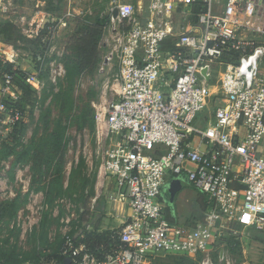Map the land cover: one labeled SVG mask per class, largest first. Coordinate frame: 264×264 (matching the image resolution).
<instances>
[{
	"label": "built area",
	"instance_id": "obj_1",
	"mask_svg": "<svg viewBox=\"0 0 264 264\" xmlns=\"http://www.w3.org/2000/svg\"><path fill=\"white\" fill-rule=\"evenodd\" d=\"M17 2L0 0V8ZM110 10L114 49L106 61L117 52V98L96 108L95 123L109 139L100 177L108 190L113 182L108 200L120 224L93 247L70 237L62 257L151 264L160 255H202V264H213L217 219L264 231V0H114ZM174 12L184 23L175 25ZM43 22V43L66 27ZM60 57L55 46L39 55L46 67L25 80L37 95L43 72L54 87L64 80ZM0 78V133L7 134L30 107L17 104L14 74ZM173 180H187L213 206L205 222L168 216L161 196Z\"/></svg>",
	"mask_w": 264,
	"mask_h": 264
},
{
	"label": "rangeland",
	"instance_id": "obj_2",
	"mask_svg": "<svg viewBox=\"0 0 264 264\" xmlns=\"http://www.w3.org/2000/svg\"><path fill=\"white\" fill-rule=\"evenodd\" d=\"M113 1L18 0L14 8H0V58L8 59L12 67L29 75L37 67H46V60L39 59V55L48 47L55 46L61 53L60 62L66 65L72 56L70 40L77 31V18L106 25L99 43L98 69L82 75L72 90L66 81L52 87L46 78L42 95L36 94L35 83L31 87L17 84L20 88L16 95L23 98L30 110L26 120L11 133H0V205L7 204L12 213L0 218V256L14 252L19 264H60L70 237L80 240L90 228L109 230L118 226L107 214L112 212L113 205L108 200L112 187L108 190L100 177L109 139L105 133L98 135L95 123L96 108L117 98V52L110 65L106 61L114 49L109 29ZM44 20H54L55 26L59 21L66 22L51 44L43 43L40 33L37 34ZM173 20L175 25L185 21L181 12H174ZM107 38L106 44L103 40ZM2 85L0 78V90ZM66 93L69 99L64 100ZM207 116L205 110L199 120ZM59 123L66 129L68 142L61 184L56 176L59 157L44 164L35 175L33 170L35 148L44 144L42 141ZM14 151L5 157V153ZM27 151L30 154L21 158ZM174 181L163 190V202L172 207L179 222H205L213 206L187 180L186 187L173 191ZM208 250L213 264H264V232L244 230L217 219ZM151 264H202V260L160 255Z\"/></svg>",
	"mask_w": 264,
	"mask_h": 264
},
{
	"label": "trees",
	"instance_id": "obj_3",
	"mask_svg": "<svg viewBox=\"0 0 264 264\" xmlns=\"http://www.w3.org/2000/svg\"><path fill=\"white\" fill-rule=\"evenodd\" d=\"M76 22H77V28H76L77 31L70 40V50L72 51V56H70V58L67 60L66 65L64 64L65 69H66V76L63 81H66V83L70 87V90L73 89V86L76 84L77 80H79V78L82 75H84L85 73H89V74L93 73L98 69L100 61H101L99 43L101 39L103 38L104 29L106 27V25L100 24L98 21L92 23L91 21L86 22L85 20L77 18ZM106 22L107 23L109 22V17L106 19ZM43 32L44 31L42 30L41 36L43 35ZM37 68L38 69L36 71L40 70V67H37ZM0 71L9 72V73L14 74V83H13L14 85L13 86H14V90L16 91V93L19 90L18 88H20L17 85L18 82L27 87H31L25 82L29 74L24 70L15 69L14 66L12 67V64L9 61H5L2 58H0ZM40 76L42 80L43 78L47 79L48 73L43 72ZM22 93L24 94V91ZM68 97L69 95H67L66 93L64 96V100L69 99ZM10 100H11L10 98H7V99H4V102L8 104ZM70 102H71V98H70ZM17 104H19L18 105L19 107H24L23 106L24 100L22 97H19ZM46 123H48V119L46 120ZM58 128L54 132L50 133L48 138L42 141L44 142L43 145L40 144L38 147L35 148L34 153H33L34 155L33 156L34 175L37 172L41 171L42 166L44 164H49L51 162H54L56 158L59 157L57 159L56 176L58 180L61 179L63 171H64L65 153L67 151L68 142L66 141V138H65L66 129L62 127L61 123L58 124ZM14 153L15 151L10 152V153H5V157H9L10 155ZM29 154L30 152L27 151L25 152V154L21 156V158ZM21 158L20 159L17 158V159L21 160ZM58 183L61 184V180ZM61 188H62V185H61ZM9 207L10 206H8L7 204L0 205V218L3 219L7 215H12L11 211L9 210ZM248 230H253V229H248ZM257 232H264V231H257ZM109 233H110L109 231L99 232L97 230H94V231L88 232L87 235L83 237L82 239L81 238L80 240L77 239V243H79V241L87 242L91 244V246L93 247L95 245H99L101 241L106 240L109 236ZM181 257L194 260L193 258H189L186 256H181ZM200 259L202 260V255L197 256L195 260L198 261ZM0 263L1 264H19L21 263V261L19 260V258L14 252L12 253L3 252L1 253V256H0ZM60 264H64V258H62V261Z\"/></svg>",
	"mask_w": 264,
	"mask_h": 264
},
{
	"label": "crops",
	"instance_id": "obj_4",
	"mask_svg": "<svg viewBox=\"0 0 264 264\" xmlns=\"http://www.w3.org/2000/svg\"><path fill=\"white\" fill-rule=\"evenodd\" d=\"M47 21H50V20H44V22L43 23H46ZM25 71V70H24ZM110 187H112L113 188V182H112V186H110ZM201 197V196H200ZM206 198V197H205ZM167 213H168V216H170V217H173V218H175L177 221H179V219H177L176 218V212L174 211V210H172V207L171 206H169L168 205V210H167ZM109 216H111L112 217V220L113 221H115V222H117V225H119L120 223H119V219L117 218V217H115V211H114V207L112 206V212L111 211H109V213H107ZM185 222V221H184ZM196 222V221H195ZM185 223H187V222H185ZM188 224V223H187ZM90 228V227H89ZM114 228V227H113ZM112 227H111V229H113ZM91 230H88L89 232H91V231H94L95 229L93 228H90ZM111 229H109V230H111ZM96 230L97 231H99V232H104V230H102V229H98V228H96ZM109 230H105V231H109Z\"/></svg>",
	"mask_w": 264,
	"mask_h": 264
},
{
	"label": "water",
	"instance_id": "obj_5",
	"mask_svg": "<svg viewBox=\"0 0 264 264\" xmlns=\"http://www.w3.org/2000/svg\"><path fill=\"white\" fill-rule=\"evenodd\" d=\"M118 15V11L117 9L114 10L112 16L114 18H116ZM204 74L206 73V71L203 72ZM184 187H186V183L182 182L181 180H175L172 184V189L175 192H179L181 189H183ZM64 264H71V261L69 259H65L64 260Z\"/></svg>",
	"mask_w": 264,
	"mask_h": 264
}]
</instances>
